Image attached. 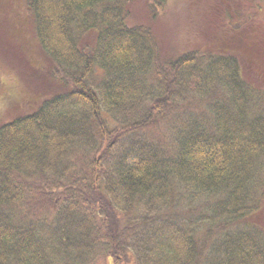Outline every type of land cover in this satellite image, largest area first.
<instances>
[{
    "label": "trees",
    "instance_id": "1",
    "mask_svg": "<svg viewBox=\"0 0 264 264\" xmlns=\"http://www.w3.org/2000/svg\"><path fill=\"white\" fill-rule=\"evenodd\" d=\"M125 1L0 0L46 71L0 122V264H264L261 51L220 23L216 52L165 55Z\"/></svg>",
    "mask_w": 264,
    "mask_h": 264
},
{
    "label": "rangeland",
    "instance_id": "2",
    "mask_svg": "<svg viewBox=\"0 0 264 264\" xmlns=\"http://www.w3.org/2000/svg\"><path fill=\"white\" fill-rule=\"evenodd\" d=\"M124 4L126 13L128 12V24L152 27L161 42L164 54L168 56L191 48L216 52L218 42L222 41L216 33H219L220 23L225 24L229 31L244 39V45H252L255 52L261 51V54L251 52L246 55L245 74L257 87L264 88V0H169L160 10L154 9L150 0H126ZM219 5L232 8L231 11L236 16L229 13L231 18L228 19V13L222 10L221 15L225 16L219 20L220 15L216 12ZM237 16L242 19L245 17L247 21L237 23ZM5 29L0 37V59L4 58V52H9V56L13 57L0 63V122L23 112L27 103L28 106L32 105L34 100H31L29 92H39L35 74L39 69L42 74H46L45 66L41 65V58L36 52L33 54L29 51L25 55L28 57V66L19 64L23 60L19 55L25 54V46L19 42L21 34H17L16 30L9 32ZM153 128H149L150 138L167 143L171 149L169 139L163 135L164 129Z\"/></svg>",
    "mask_w": 264,
    "mask_h": 264
},
{
    "label": "bare ground",
    "instance_id": "3",
    "mask_svg": "<svg viewBox=\"0 0 264 264\" xmlns=\"http://www.w3.org/2000/svg\"><path fill=\"white\" fill-rule=\"evenodd\" d=\"M187 136V135H186ZM196 204V203H195ZM222 238V237H221Z\"/></svg>",
    "mask_w": 264,
    "mask_h": 264
}]
</instances>
